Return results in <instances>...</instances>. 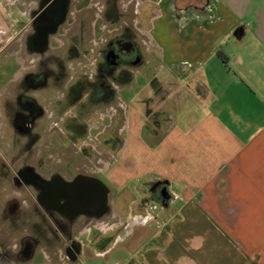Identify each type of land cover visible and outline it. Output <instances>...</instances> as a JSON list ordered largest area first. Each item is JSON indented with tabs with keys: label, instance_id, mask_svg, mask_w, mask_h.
Segmentation results:
<instances>
[{
	"label": "crops",
	"instance_id": "1",
	"mask_svg": "<svg viewBox=\"0 0 264 264\" xmlns=\"http://www.w3.org/2000/svg\"><path fill=\"white\" fill-rule=\"evenodd\" d=\"M138 3L140 19L159 20L143 28L158 55L155 89L164 83L172 104L163 127L123 140L103 264H264V0ZM27 4L0 0V54L36 28L40 0ZM133 180V190L164 183L169 199L147 214Z\"/></svg>",
	"mask_w": 264,
	"mask_h": 264
},
{
	"label": "flooded vegetation",
	"instance_id": "2",
	"mask_svg": "<svg viewBox=\"0 0 264 264\" xmlns=\"http://www.w3.org/2000/svg\"><path fill=\"white\" fill-rule=\"evenodd\" d=\"M66 1L40 0L38 22L35 29L29 30L27 45L32 42L36 45L29 46V50L39 52L41 63L55 57L54 52L45 57L46 51H49L47 35L49 38L63 24ZM79 1H84L83 8L89 13L84 23L89 29L88 33L97 35L95 38L98 39L94 43L90 38L87 50L93 52L95 48L100 58L97 59L94 76L77 78L76 74L69 75L67 85L56 86L61 96L56 94L50 98L51 107L58 109L61 124L66 125L68 136L73 139L85 135L86 111L92 106L107 103L114 94L108 79L128 77L130 73L122 66H138L142 62L133 31L134 23L138 24L139 21L131 18L128 23L122 19L128 10L137 16L138 0H127L126 3L120 0H70L71 3ZM120 3L123 5L121 8ZM74 10L72 14L69 13L73 26L78 24L75 14L80 13L81 7L75 5ZM110 22L114 26H109ZM78 25L80 27L81 23ZM110 30L116 32L109 37ZM80 40L74 38L68 45V56L72 61L80 55ZM56 41L58 46L66 45L63 40ZM57 61L62 71L55 74L49 69L28 72L23 76L26 85L12 86L7 97L0 91V99L4 100L5 108L9 110L8 121L15 135L25 137V142L29 137L40 134H35L33 129L35 122H40L44 107L35 101V96L47 87L48 78L59 81L65 75L62 60L58 58ZM35 80L37 83H34ZM150 114L154 116L150 120L155 122L156 112ZM21 151H15L14 156L25 157L28 151ZM10 156V161L7 158L0 160V197L5 198L0 213L3 223L0 226V264H33L38 255L42 257L41 264H103L107 259L105 250L109 237L102 234V227L107 226L108 219L119 217L109 205V201L117 196V190H112L96 175L82 171L71 178L55 173L46 179L31 165L13 166V156ZM13 187L19 193L13 194ZM163 188L164 183L149 182L143 189L140 207L147 214L154 213L151 207L156 201L163 204ZM28 189L32 190V194L29 193V210L24 209L25 202L17 198L22 194L20 191ZM93 250L98 253L94 261Z\"/></svg>",
	"mask_w": 264,
	"mask_h": 264
},
{
	"label": "rangeland",
	"instance_id": "3",
	"mask_svg": "<svg viewBox=\"0 0 264 264\" xmlns=\"http://www.w3.org/2000/svg\"><path fill=\"white\" fill-rule=\"evenodd\" d=\"M32 1L36 2L38 0ZM120 1L121 3H126L127 0ZM26 2L30 5L31 0H26ZM66 3V17L62 21L64 24L59 27L61 31H58L59 29L57 28L49 35V38L47 35L46 45L50 52L47 50L45 57L48 53L52 52L55 53V57L48 58L41 63L39 52L36 49H33L34 51L29 50L32 46L36 45L33 42L32 46L30 44L24 45L19 41L13 42V45H8L4 48L5 51L0 54V91L4 92L5 97H7V92L9 93L12 86L26 85L23 76L28 72L49 69L55 74L58 71H62V67H59L58 61L56 62L58 58L62 60L61 63L65 71V75L59 81L56 78H48L47 87L40 90V93H36L35 101L44 108L43 114L40 116V122L38 121L39 126L36 121L33 131L35 134L37 132L40 134L29 137L28 142H25V137L15 135L13 127L8 121L7 115H9V110L5 108L4 100L0 99V160L2 158L9 160L8 156L11 155L10 157L13 156L12 159L14 160L13 166L22 164L31 165L46 179L55 173H59L66 178H71L77 172L82 171L90 175H96V177L105 181L115 191L117 185L111 182L108 176L118 165V160H120L119 150L123 145V140L129 139L131 134L132 136L138 134L140 138L144 137L149 131V126H153L152 124L157 123L156 121L158 120H160L158 123H161L163 127L167 120L168 109H171L170 104H172V101L170 99L165 100L168 94L166 93L165 95V91L167 90H164V83L161 86V90L157 89L156 91L155 89V86H158L153 75H155L157 69L158 55L145 29L147 27L151 31L154 24L159 23V20L153 17L147 22V19H140L139 15L133 16L132 13H129L130 10L124 13L122 19L128 23L131 18H134V21L140 20L137 26L133 28V31L136 33L135 38L142 62L138 66H122L123 69L128 70L130 76L119 79L111 77L108 79L109 85L113 87L114 94L107 103L92 106L86 111L88 114L85 116V135L73 139L68 136L69 132L65 128L66 125L61 124L57 113L58 109L51 107L50 98H53V95L56 94L61 96L56 86L67 85L70 78L69 75L76 74L77 78L83 75H87L89 78L94 76L97 59L100 57L95 48H93V52L87 50L89 46L88 40L92 38L95 43L98 39L95 38L97 35L88 33L89 29L84 24L86 16L89 14L83 8L84 1L75 3L77 7H81L80 13L75 14L78 16V24L81 23L80 27L76 24L75 26L72 25L71 28L70 26L65 28L68 25V19H70L67 13L71 6L70 0H67ZM121 3L119 5L120 8L123 6ZM28 4L24 7L27 8ZM23 22L25 23V21L20 20L15 29L20 28L21 23L24 24ZM163 22L166 23L168 21H161V23ZM111 25L114 26L112 23L109 24V26ZM63 28L65 30L69 28V31L66 30L65 36H60L66 45L58 46L56 37H58V33H63ZM115 32L110 30L108 36H112ZM25 34L30 37V32L27 31ZM31 37L34 38L33 36ZM74 38L81 39L79 41L80 45H78L80 55L76 57L75 61H72L68 56L67 49L69 43L73 42ZM57 40L60 41V39ZM157 73L161 78L166 76L165 71ZM38 82H40V79ZM34 83H37V80ZM157 94L158 96H156ZM155 111H157L158 115L155 122H153L154 120H150V117L154 116L150 113ZM35 113L36 110H34ZM20 149L28 151L25 157L24 155L14 156V152L20 151ZM22 157L23 160L21 161ZM133 183L135 184L136 182L134 180L128 182L126 187L130 189L135 198H142L144 196L142 186L138 187V190H133ZM12 190L13 194L18 192L15 187ZM20 192L22 194L21 196L18 195L17 198L25 202L23 203V208L29 210L28 208L31 204L29 193L32 194V190L28 189V191L24 190ZM4 204L5 198L0 197V213H2ZM155 204L158 208L161 203L156 201ZM2 224V221H0V226ZM41 259V256H36L33 264H41Z\"/></svg>",
	"mask_w": 264,
	"mask_h": 264
},
{
	"label": "water",
	"instance_id": "4",
	"mask_svg": "<svg viewBox=\"0 0 264 264\" xmlns=\"http://www.w3.org/2000/svg\"><path fill=\"white\" fill-rule=\"evenodd\" d=\"M163 191H164V193H163V198H164L163 203H165L169 199V195H168V192H167V189H166L165 185H164Z\"/></svg>",
	"mask_w": 264,
	"mask_h": 264
},
{
	"label": "built area",
	"instance_id": "5",
	"mask_svg": "<svg viewBox=\"0 0 264 264\" xmlns=\"http://www.w3.org/2000/svg\"><path fill=\"white\" fill-rule=\"evenodd\" d=\"M151 208H152V210H155L157 208L156 204L153 205Z\"/></svg>",
	"mask_w": 264,
	"mask_h": 264
}]
</instances>
